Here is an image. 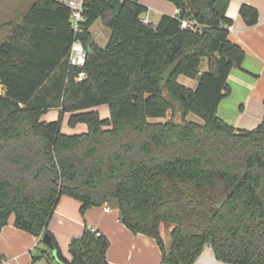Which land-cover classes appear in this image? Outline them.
Segmentation results:
<instances>
[{"label": "trees", "instance_id": "obj_1", "mask_svg": "<svg viewBox=\"0 0 264 264\" xmlns=\"http://www.w3.org/2000/svg\"><path fill=\"white\" fill-rule=\"evenodd\" d=\"M169 1L177 14L148 24L139 0H82L75 30L63 0H35L0 44V232L12 215L16 228L48 234L60 264H108L107 236L86 224L71 257L62 255L48 224L65 194L82 214L116 207L128 229L155 240L160 264H192L205 245L223 262L264 264V117L242 129L216 114L244 57L229 39L227 0ZM239 14L258 21L249 4ZM98 18L109 30L104 46L90 30ZM182 18L203 26L181 29ZM74 40L87 52L81 67L68 61ZM100 104L108 117L93 109ZM49 108L58 119H41ZM66 112L87 130L63 133ZM42 256L50 264L46 249L31 264Z\"/></svg>", "mask_w": 264, "mask_h": 264}, {"label": "crops", "instance_id": "obj_2", "mask_svg": "<svg viewBox=\"0 0 264 264\" xmlns=\"http://www.w3.org/2000/svg\"><path fill=\"white\" fill-rule=\"evenodd\" d=\"M243 3L249 4L258 10V21L254 25H247L239 14V8ZM148 10L145 12L144 17L148 18ZM177 11L175 7L174 11L168 14L175 15ZM23 14L13 25L8 23L3 12L5 18L0 19V44L8 40L14 26L21 21ZM225 15L233 21L229 28V39L242 47L244 57L240 65L232 67L228 74L227 84L230 92L220 100L216 114L235 128L253 129L262 122L264 117V0H227ZM160 17L161 15L154 19V16L151 15L148 20L150 23L156 24ZM9 26L12 28L11 30H9ZM99 38L104 41L106 37ZM96 42L99 44L97 40ZM206 67V64H204L203 68ZM195 82L193 81L189 86H193ZM93 109L99 113L101 111L98 107H93ZM51 110L55 111L56 109ZM65 114L69 116L68 112L64 113L63 116ZM100 114L106 113L101 112ZM108 116L109 114L106 117ZM81 126L79 127L82 131L85 128L87 129L85 123H81ZM60 201L64 204H60ZM70 205L77 208L81 203L69 195H62L54 210V212L57 211L61 219L53 225L48 224V229L54 235L64 257L68 259L71 257L69 243L72 238L81 235L86 224V226H92L107 236L109 240L106 252L108 264H160L161 251L155 240L146 234L133 233L128 229L119 220L117 208L107 204L92 206L85 212L89 220L87 223L85 220L78 221L77 219L74 222L69 215ZM105 208H108V210H105ZM13 219V216L10 217L0 232V264H31L32 257L40 255L43 249L50 252V264H60L55 257V249L54 252L49 250L43 244L42 236H34L16 228L13 225ZM69 222H71V225ZM47 261L46 257L42 256L36 264H45ZM227 263L218 260L211 246L205 245L192 264Z\"/></svg>", "mask_w": 264, "mask_h": 264}, {"label": "rangeland", "instance_id": "obj_3", "mask_svg": "<svg viewBox=\"0 0 264 264\" xmlns=\"http://www.w3.org/2000/svg\"><path fill=\"white\" fill-rule=\"evenodd\" d=\"M33 1H35V0H0V19L5 18L4 16H6L8 23L9 24L12 23L14 25V23L17 20H19L20 16L24 12H26V9L29 6H31V3ZM141 3L145 4L146 7H149V8H147V9H149L148 10L149 13L147 15L149 19H150L151 15L154 16V19H157L160 15L165 14V13L170 14L175 9V5L169 0H141ZM6 9H7V12H6ZM3 12H4V16H3ZM5 13H7V15H5ZM145 15H146L145 13L142 14V16H141L142 19L148 20L147 17H144ZM147 23L150 24L149 20L147 21ZM90 28H91L92 34L94 35V38H96V40L99 42V44L104 45L108 39L109 31H108V28L102 23L101 19L100 18L96 19L92 23ZM11 29L12 28L9 26V30H11ZM99 37H101V38L106 37V38L103 41V40H100ZM204 64H205V61H204ZM178 80L181 83H184L185 85L187 84L188 86L193 81H195L194 79L187 78L183 75H180L178 77ZM96 107H98L101 110V111L99 110L100 113L101 112L106 113V114H100L99 113L101 118H104L109 114V108H108L107 104H100ZM51 109H56V110L54 111ZM59 113H60V111L58 108H49L41 114V119L46 120V121L56 120L59 118ZM170 115H171V113H170V111H168L166 114V117L159 118L157 120L165 121L166 119H168L170 117ZM68 118H69V116L67 114H65V116H62L61 131L63 133H67V134H69V133H80V132H84L87 130L86 128L83 131H82V129H80L79 126H81V123H77L75 125H70L68 123ZM186 118L189 120H194V121H199V122L201 121L200 118L192 112H188ZM81 127H83V126H81ZM71 200H74V199H71ZM60 204H64V203L61 202ZM113 208H116V207L113 206ZM69 210H70L69 215L74 220V222L76 221V219L78 221H84L85 220L87 223L89 222L87 216L85 215V212L87 209L82 214L80 211V206L76 208L75 206L70 205ZM10 217H12V215ZM50 219L51 220H50L49 224L53 225L57 220L61 219V217L59 216V214H57V211H56V212H54V214H52V217ZM70 223L71 222H69V224ZM161 231H162L163 236H166L165 224H163L161 226ZM227 264H231V263H227Z\"/></svg>", "mask_w": 264, "mask_h": 264}, {"label": "built area", "instance_id": "obj_4", "mask_svg": "<svg viewBox=\"0 0 264 264\" xmlns=\"http://www.w3.org/2000/svg\"><path fill=\"white\" fill-rule=\"evenodd\" d=\"M71 9V20L73 23V27L76 30L78 28V23L82 20V0H63ZM144 23H147L148 20L142 19ZM203 25L197 22L193 19H186L182 18L180 19V28L181 29H191L193 31L198 30ZM231 26V25H230ZM228 27V29L230 28ZM87 57V52L83 46V44L78 41L74 40L71 43L68 61L69 64L72 66H83L85 63ZM83 73H79L78 78H82ZM5 92V88L3 84L0 82V96L3 95ZM105 210H108V208H105ZM89 229L96 233V235H99L100 232L96 230L94 227L89 226Z\"/></svg>", "mask_w": 264, "mask_h": 264}, {"label": "water", "instance_id": "obj_5", "mask_svg": "<svg viewBox=\"0 0 264 264\" xmlns=\"http://www.w3.org/2000/svg\"><path fill=\"white\" fill-rule=\"evenodd\" d=\"M41 240H42L43 244H44L49 250H51V251L54 252V247L52 246L51 241H50V238H49V236H48L47 233L43 234Z\"/></svg>", "mask_w": 264, "mask_h": 264}]
</instances>
